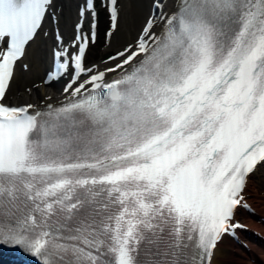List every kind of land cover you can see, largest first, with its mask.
<instances>
[{"label": "snow or ice", "instance_id": "1", "mask_svg": "<svg viewBox=\"0 0 264 264\" xmlns=\"http://www.w3.org/2000/svg\"><path fill=\"white\" fill-rule=\"evenodd\" d=\"M98 4L110 38L119 0H84L70 44L57 32L42 83L69 76L63 99L13 103L52 0H0V247L39 264H213L225 236L250 231L238 210L256 214L264 0H152L103 64L86 62Z\"/></svg>", "mask_w": 264, "mask_h": 264}, {"label": "bare ground", "instance_id": "2", "mask_svg": "<svg viewBox=\"0 0 264 264\" xmlns=\"http://www.w3.org/2000/svg\"><path fill=\"white\" fill-rule=\"evenodd\" d=\"M151 2L152 0H147L148 10L142 19L143 22L137 26L133 25L130 0H122L120 3L123 6L121 16L122 26L126 33L125 44L133 41L139 32L149 13ZM176 2L177 0H165V11L170 12L175 7ZM71 3L74 4L72 9L75 8L76 15L70 21L65 14ZM78 6L79 0H52L49 14L46 15L39 34L28 46L25 57L16 66L15 77L8 94L9 97L23 102L40 100L42 103L41 97L44 95H52L55 98L57 95L63 94L59 90V79L45 86L42 83V78L45 70L50 66L53 51L57 47V32L63 37L66 45L71 43L72 33H75V25L79 20V14L76 10ZM52 40H54V43H52ZM103 52L105 54L89 63L103 64L107 62L104 57H107V54L111 52L105 50V48ZM23 64H27L28 68L24 69ZM33 84L38 85L40 91L37 93L34 90L29 95L25 89L32 87ZM246 199L256 214L252 215L244 209H239L237 219L247 225L250 231L238 230L239 241L225 236L215 252L213 264H264V220L261 219L264 218V164L258 166L254 175L249 178Z\"/></svg>", "mask_w": 264, "mask_h": 264}, {"label": "rangeland", "instance_id": "3", "mask_svg": "<svg viewBox=\"0 0 264 264\" xmlns=\"http://www.w3.org/2000/svg\"><path fill=\"white\" fill-rule=\"evenodd\" d=\"M79 1H81V4H82V0H79ZM119 2L121 3L122 0H119ZM130 2H131V7H132L131 11L133 12L132 14L133 20H134L133 25L137 26L143 22L142 19L144 18L145 13L148 10L147 0H130ZM121 5L122 4H120V6ZM73 6L74 4L71 3L70 8L67 10L65 14L67 19L69 18L70 21L71 19L73 20L74 16L76 15L75 8L72 9ZM97 8L99 11L98 24H97V41L95 44L90 45L87 51V55H86V62H91L93 59L101 57V55L105 54L103 52L104 48L105 50L113 52L114 50L120 48L121 46L125 44L124 42H125L126 33L122 26V16H121L122 14L120 13V19L118 22L117 29L112 34V36L109 38L104 32L105 26L107 24V11L104 8H102L100 4L97 5ZM122 10H123V6H121V12ZM52 43H54V40H52Z\"/></svg>", "mask_w": 264, "mask_h": 264}]
</instances>
